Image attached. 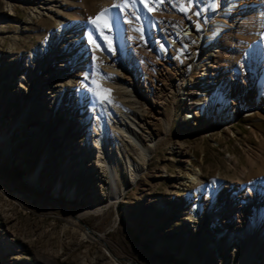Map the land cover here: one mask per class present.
<instances>
[{"label":"rangeland","instance_id":"1","mask_svg":"<svg viewBox=\"0 0 264 264\" xmlns=\"http://www.w3.org/2000/svg\"><path fill=\"white\" fill-rule=\"evenodd\" d=\"M50 1L53 0H0V142L10 139L6 147L0 143V264H49L43 257L52 258L57 264H239L246 251V239L242 232L226 228L216 218V198L228 183L246 184L247 180L264 177V168L249 171L251 157L264 158V83L259 86L261 98L254 116L233 120L228 130L210 136L205 134L209 130L181 132L176 115L173 129L166 136L164 124L157 117L167 119L172 102L164 106L156 99L158 112L151 108L143 122L163 143L148 171L138 185L132 184L122 163L121 185L128 190L118 206L73 225L74 217L87 206L107 207L115 197L114 187H110V178L103 170L97 171L94 164L78 157L83 153L85 133L74 142V151L65 152L68 148L63 143L62 154L53 153L60 148L59 142L51 135L53 129L48 127L45 109L34 102L37 92L44 95L48 90L50 80L44 74L38 90L32 92L35 68L48 56L47 45H53L50 35L60 21L86 19L89 32L103 49L100 53L106 57L97 61L103 76L104 67L114 64L124 72L120 81L126 83L127 74L122 67L126 52L107 51L99 31L90 23L92 11L97 14L105 7L119 11L108 6L110 0H57L58 7L49 9ZM219 2L222 16L232 19L235 9H239L237 0H218L215 4L213 0H192L190 8H194L192 13L212 19ZM61 4L65 6L60 7ZM172 4L173 0H165L155 13H149L137 2L126 10L132 25L122 23L120 29L114 26L111 33L105 34L115 33L118 46H122L129 35H134L133 27H143L147 31L145 40H132L136 48L151 38L150 20L166 13ZM131 12L140 15V20ZM180 13L187 14L181 10ZM120 15L123 19L125 13ZM219 26V22L212 23L210 30H216H209L208 38L218 32ZM32 52L37 53L36 67L27 62ZM85 74L96 77L92 61ZM83 76L68 78L64 91L74 97L81 93L91 95L93 103L88 113L93 117L99 101L81 87ZM84 83L92 86L90 80ZM48 99L52 106L54 100ZM218 101L226 106L229 99L223 94ZM26 103L34 105L32 110H23ZM93 131L91 124L88 136ZM181 143L188 146L186 158L191 161L192 170L172 153ZM144 144L148 146L149 141L145 139ZM117 145L125 155H134L121 134ZM197 172L203 182L184 186V178ZM95 173H99L98 178H94ZM191 214L194 217L188 222ZM85 233L92 238L106 234L109 252L117 258L107 255L101 241L84 238ZM258 250L259 246L253 252L254 264H264V253Z\"/></svg>","mask_w":264,"mask_h":264},{"label":"bare ground","instance_id":"2","mask_svg":"<svg viewBox=\"0 0 264 264\" xmlns=\"http://www.w3.org/2000/svg\"><path fill=\"white\" fill-rule=\"evenodd\" d=\"M237 2L239 9H235L232 19L222 16L220 2L213 18L209 19L207 15L192 13L194 8L186 15L180 13L179 5H187V2L173 0L166 13L150 20L152 36L136 48L132 40L139 39V33L129 35L122 46H118L119 39L112 33L110 38L115 53L126 52L122 59V67L127 74L126 83L120 81L124 72L114 64L104 67L105 76L96 74L98 79L103 77L100 79L103 87L111 89L112 103L98 102L93 117L88 113L92 107L89 105L93 103L91 95L81 93V96L74 97L64 91L66 80L83 76L85 68L92 61V46L86 39L89 23L84 18L68 23L60 21L55 33H51L53 45H47L48 56L45 55L43 63L35 68L36 74L31 84L34 92L38 90L42 77L47 76L50 80L48 90L44 95L37 92L34 102L45 109L48 127L53 129L51 135H55L59 142L57 147L60 148L53 153L62 154L65 150L61 149L63 143L68 148L65 152L74 151V142L85 133L83 153L78 157L91 162L92 166L94 164L97 171L103 170L110 178V187H114L115 193L107 207L92 204L82 209L74 217L73 225L118 206L128 190V187L121 185L119 168L122 163L132 184L138 185L148 171L163 143V139L153 136L150 127L143 122L151 108L158 112L156 99H160L164 106L172 102L170 116L167 119L157 117L164 124L166 136L173 129L175 115L181 132L193 130L204 133L209 130L205 134L210 136L228 130L233 120L237 122L258 112L259 86L264 83V0ZM111 3L112 0L108 6ZM48 4L49 9L58 7L55 6L57 0ZM63 6L65 4L60 7ZM95 15L96 12L92 11L91 16ZM218 22L221 25L218 32L208 38L212 23ZM215 30L212 28L210 32ZM143 32L144 35L147 33L144 29ZM96 54L100 61L106 60L100 51ZM27 62L31 67H36L37 53L32 52ZM223 94L229 99L226 106L218 101ZM49 97L54 100L52 106ZM117 100L127 109L120 107ZM33 106L26 103L23 110H32ZM91 124L94 131L88 136L87 130ZM118 134L122 135L135 158L130 153L125 155L117 145ZM144 137L149 141L148 146L144 144ZM9 141V138H5L0 143L6 147ZM178 145L171 148L173 155L181 158L187 164V169L192 170L191 161L186 158L188 146L185 143ZM250 165L249 171L257 167L262 170L264 158L251 157ZM87 169L85 167L84 173ZM95 177L98 178L99 173H95ZM202 182L201 174L197 172L188 174L183 185L191 187ZM216 199V218L225 223L226 228L242 232L246 239V251L239 264H254L256 256L253 252L256 247L259 246L258 253H264V177L247 180L246 184L228 183ZM193 217L191 214L186 220L191 222ZM83 237L101 241L103 247L107 248V255L113 260L117 258L109 252L111 246L106 234L92 238L85 233ZM43 258L49 264H57L52 258Z\"/></svg>","mask_w":264,"mask_h":264},{"label":"snow or ice","instance_id":"3","mask_svg":"<svg viewBox=\"0 0 264 264\" xmlns=\"http://www.w3.org/2000/svg\"><path fill=\"white\" fill-rule=\"evenodd\" d=\"M137 2L143 5L145 9L149 13H155L159 6L163 3H165V0H112L111 8L112 9H118V12H112L109 8L105 7L102 8L101 11H99L95 16L90 17V23L95 26V29L99 31L100 36L104 40L106 44L107 51L109 52H115L116 49L113 47V41L110 38L109 35H106L105 32L111 33L113 31V27L115 26L117 29H120L121 24H128L132 25V20L128 19V12L126 10H129L131 6H134ZM218 0H213V3H217ZM150 3H154L155 7L150 6ZM192 3V0H187V6L185 4H180V10L182 12L187 13L191 10L190 5ZM140 11V10H138ZM121 13H125L124 18H121ZM131 15H134L136 20H140V15H137L136 12H131ZM195 15L199 16L200 13L196 12ZM132 31L139 33V39L141 41L145 40L143 27H133ZM87 43L92 46V62L93 67L96 70L97 74L99 73V65L97 64V61L99 60V57L97 56V51H103L101 49L100 45L97 43L96 39H94L93 32H89L87 34ZM163 47V45H162ZM100 79H103V77H100L99 79L96 77H93L91 74H85L83 76V80L81 82L82 88H87L89 92H91L95 98L100 103H112L111 100V89L104 88L103 85L100 83ZM91 81V87L88 86V84L84 83L87 81Z\"/></svg>","mask_w":264,"mask_h":264}]
</instances>
